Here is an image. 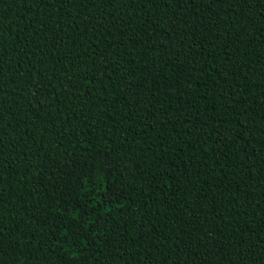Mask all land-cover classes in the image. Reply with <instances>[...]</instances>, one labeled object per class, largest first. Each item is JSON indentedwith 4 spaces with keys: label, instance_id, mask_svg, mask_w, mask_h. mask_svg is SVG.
I'll return each instance as SVG.
<instances>
[{
    "label": "trees",
    "instance_id": "obj_1",
    "mask_svg": "<svg viewBox=\"0 0 264 264\" xmlns=\"http://www.w3.org/2000/svg\"><path fill=\"white\" fill-rule=\"evenodd\" d=\"M0 264H264V0H0Z\"/></svg>",
    "mask_w": 264,
    "mask_h": 264
}]
</instances>
